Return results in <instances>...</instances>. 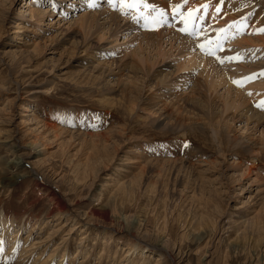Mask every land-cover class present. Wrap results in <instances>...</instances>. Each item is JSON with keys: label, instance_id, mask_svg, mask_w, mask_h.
<instances>
[{"label": "rangeland", "instance_id": "rangeland-1", "mask_svg": "<svg viewBox=\"0 0 264 264\" xmlns=\"http://www.w3.org/2000/svg\"><path fill=\"white\" fill-rule=\"evenodd\" d=\"M28 1L0 0V179L13 166L14 147L40 146L28 159L40 178L31 173L14 187L0 186V214L12 232L43 247L46 264L58 263L66 244L70 259L62 264H161L158 254L127 256L129 237L110 230L115 219L127 218L145 239L178 247L183 264H264V152L257 156L226 140L222 152L211 136L185 137L148 124L146 110L107 105L115 96L106 100L93 86L97 74L71 65L73 49L56 46L53 53L51 37L65 25L56 23L67 3L58 12L52 0H42L35 7L54 14L39 26L19 16ZM125 9L131 20L133 7ZM42 175L61 179L50 183ZM85 204V211L111 217H97L108 229L74 228L72 210ZM162 260L170 262L167 255Z\"/></svg>", "mask_w": 264, "mask_h": 264}, {"label": "bare ground", "instance_id": "bare-ground-1", "mask_svg": "<svg viewBox=\"0 0 264 264\" xmlns=\"http://www.w3.org/2000/svg\"><path fill=\"white\" fill-rule=\"evenodd\" d=\"M41 1L26 2L28 10L20 11L19 16L28 24L43 26L48 20L52 22V10L59 12V5L67 3L58 22H54L66 27L61 26L51 37L53 53L56 46L73 49L71 65L84 74H97L93 86L106 100L115 96L107 100V105L127 106L132 112L146 110L148 124L169 128L185 137L211 136L219 143V150L226 140L234 148L243 146L251 154L264 152V0H119L116 5V0H52V10L35 7L43 6ZM99 1L104 3L103 7ZM128 6L134 9L131 20L126 17ZM134 19L138 23L132 22ZM15 28L27 27L17 24ZM232 37L236 38L234 42ZM224 40L230 45L223 47ZM39 45L37 42L35 48ZM28 110L22 107L21 111ZM11 119L7 126L13 123ZM39 148L34 143L13 148V166L2 170L1 188L14 187L31 173L39 177L28 161L38 156ZM220 159L224 161V156ZM42 176L50 183L61 179ZM88 205H76L72 210L74 228L84 230L90 225L108 229L98 222L99 218L107 220L108 215L102 214L103 210L101 214L85 211ZM64 207L60 213L69 215ZM4 215L0 214V264H46L40 259L43 247L33 242L30 235L19 239L20 232H12L11 222ZM112 223L116 228L110 230L125 232L132 242L127 256L158 254L157 263L183 264L184 253L175 245H168L164 239H145L146 232L133 231L127 218ZM73 230L68 235L72 236ZM11 234L12 242H8ZM7 245L10 249L5 250ZM69 247L62 245L63 254L56 264L70 259ZM165 255L170 262L162 260ZM250 264L262 263L257 259Z\"/></svg>", "mask_w": 264, "mask_h": 264}]
</instances>
